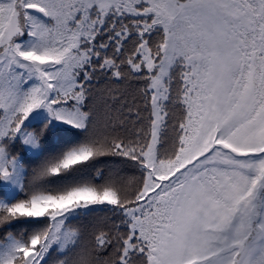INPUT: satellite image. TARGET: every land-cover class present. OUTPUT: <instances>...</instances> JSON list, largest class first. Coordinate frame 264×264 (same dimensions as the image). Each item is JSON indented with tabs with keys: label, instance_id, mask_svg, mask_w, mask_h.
<instances>
[{
	"label": "snow or ice",
	"instance_id": "obj_1",
	"mask_svg": "<svg viewBox=\"0 0 264 264\" xmlns=\"http://www.w3.org/2000/svg\"><path fill=\"white\" fill-rule=\"evenodd\" d=\"M0 264H264V0H0Z\"/></svg>",
	"mask_w": 264,
	"mask_h": 264
}]
</instances>
